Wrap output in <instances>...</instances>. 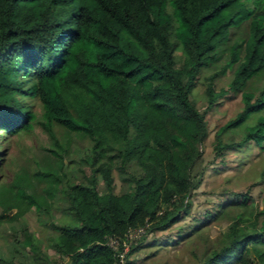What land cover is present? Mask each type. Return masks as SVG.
<instances>
[{"label":"trees","instance_id":"1","mask_svg":"<svg viewBox=\"0 0 264 264\" xmlns=\"http://www.w3.org/2000/svg\"><path fill=\"white\" fill-rule=\"evenodd\" d=\"M245 20L246 37L226 42ZM225 42L232 43L228 58L204 78L200 110L194 98L201 72L223 55ZM232 67L227 89L216 91ZM262 74L264 0H252V7L242 0H0V135L37 122L56 147V126L89 145L74 180L33 174L79 226L53 224L44 251L23 215L31 209L40 215L46 197L34 193L27 177L4 184L0 175V236L8 229V240L30 246L31 264H118L122 241L129 244L124 264H264V199L259 209L250 192L259 187L264 195V163L244 191H218L226 197L215 208L192 209L207 180L208 116L226 93L239 104L213 134L209 164L221 168L212 172L232 160L244 165L252 148L264 151V85L247 88ZM222 218L229 224L210 239ZM110 238L119 241L117 254ZM176 249L187 259L170 258Z\"/></svg>","mask_w":264,"mask_h":264},{"label":"rangeland","instance_id":"2","mask_svg":"<svg viewBox=\"0 0 264 264\" xmlns=\"http://www.w3.org/2000/svg\"><path fill=\"white\" fill-rule=\"evenodd\" d=\"M247 7H252V0H242ZM247 23L245 20L238 27H234L230 30V37L228 41L234 42L237 39L245 38L247 34ZM175 31L173 30L170 36V41L175 40ZM239 37V38H238ZM223 43L218 50H220L221 55L217 57L216 61H213L209 64L207 69H204L201 72L199 79V86L196 90L197 97H191L195 99V104L198 109H202L206 102L204 99V78L210 75L212 72L219 70L225 63L228 58L229 50L228 48L232 43ZM180 45H176V62L181 63L183 55L180 53ZM225 48L227 50L225 51ZM235 67V66H234ZM234 67L227 70L222 80L216 82L215 90L227 89V82L231 76V72ZM264 85V74L254 77L247 85L248 89H257L260 90ZM222 101V105L217 108V112L213 115L208 116L209 130L207 141L204 144L203 150V165H206V171L204 174V179L207 178L206 182L202 184L196 191L193 199V212H202L205 209L215 208L217 201L221 203L226 197L217 196L218 191L223 192V190H233V191H244L252 182L256 181L259 176V171L263 165L261 159L264 158V151H261L257 148H252L250 151V158L248 162H243L244 165L237 166L238 161L232 160L229 165L223 167L220 174L212 172L211 168H221L216 164H209V161L212 158V139L213 134L217 126L225 123L229 118H231L232 111L239 104V97H230L229 94H225ZM33 109L35 111L36 120L40 118V104L35 101L33 104ZM55 135L58 140V146L56 147L53 143V140L49 135L37 124L33 122L31 127L27 131H23L15 135H0V151H2L3 163L1 164V181L5 184H15L18 178L27 177L30 179V183L34 185V193L36 195H42L46 187V182L37 180L33 177V174L37 171L40 172H57L60 175H67L68 179L74 180L77 175V169L83 163L81 159L88 154V143L86 140L82 139L79 135L74 132L67 131L60 126L53 128ZM52 150V151H51ZM233 159V157H232ZM235 166V167H234ZM232 169H236L233 171ZM65 180V179H64ZM63 180V181H64ZM225 180H229L228 183ZM120 180L115 178L116 191L120 190ZM259 187H253L251 195L255 200V206L259 209L262 208V200L264 195L259 194ZM25 193L30 192V188L23 187ZM47 200V206H43L41 209L44 211L39 215L35 209L27 211L23 218L28 225V235L34 237L39 244L45 246L44 251L48 250L46 245L48 243V235L52 234L51 226L53 224H68L73 227L79 226L78 222L73 219L71 215L64 210V205H59L58 203L59 195L53 194L51 197L43 194ZM263 199L261 200V198ZM15 212V209H12L8 215H12ZM229 222L222 218L218 223H213L208 236L210 239H213L217 233H221L226 229V226ZM11 229H15L16 222L10 224ZM4 226H9L5 224ZM14 226V227H12ZM4 235L0 236V264H31V248L27 244L24 246V242L18 241V239L10 238L5 235L8 232V229L3 230ZM12 230L9 231V233ZM8 233V234H9ZM19 235L18 233L16 234ZM28 243V242H27ZM201 244L198 245V249L195 250V253L200 254ZM173 260L178 261L180 258L183 260L187 259V255L181 254V251L176 249L173 250ZM183 255V256H182ZM178 256V257H177ZM55 258L54 256H52ZM185 257V258H184ZM149 262H143V264H148ZM179 263V262H177Z\"/></svg>","mask_w":264,"mask_h":264},{"label":"built area","instance_id":"3","mask_svg":"<svg viewBox=\"0 0 264 264\" xmlns=\"http://www.w3.org/2000/svg\"><path fill=\"white\" fill-rule=\"evenodd\" d=\"M141 232H142V229H138L136 232L130 233L128 235V238H131V237H134L135 238ZM107 245L111 248V250L115 254H117L116 251L118 250V245H119L118 239H116V238H110L108 240V242H107ZM121 245H123V246H122V252H119L118 253V264H124V254L128 250V246H129V244L127 242H125V241H122L121 242Z\"/></svg>","mask_w":264,"mask_h":264}]
</instances>
